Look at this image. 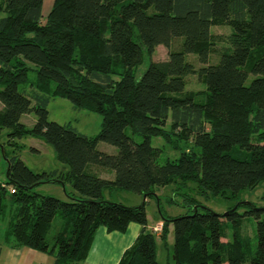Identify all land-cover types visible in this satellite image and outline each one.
I'll use <instances>...</instances> for the list:
<instances>
[{
	"label": "trees",
	"instance_id": "1",
	"mask_svg": "<svg viewBox=\"0 0 264 264\" xmlns=\"http://www.w3.org/2000/svg\"><path fill=\"white\" fill-rule=\"evenodd\" d=\"M43 2L0 0V133L7 131L12 150L8 156L1 145L8 167L0 220L15 207L6 232L12 246L47 253L54 264H78L98 228L124 233L134 223L140 232L119 264H157L156 237L165 244L172 224L173 264H264V207L242 204L220 215L187 198L189 213L170 218L157 195L165 186L183 190L194 183L202 197L231 199L264 184V0H53L46 16ZM213 26L232 30L229 48L216 49L223 38L210 33ZM159 46L167 60L150 61L136 78V68ZM213 53L219 60L210 64ZM187 54L202 66L187 63ZM27 63L36 67L31 84ZM188 76L205 90L184 91ZM55 98L101 116L98 134L48 121ZM28 113L36 117L31 128L20 121ZM26 137L51 146L63 168L26 167L19 157ZM153 137L182 144L179 157L160 163ZM100 142L117 151H99ZM235 148L247 157L234 158ZM42 184L61 185L67 201L36 193ZM105 190L156 197L161 231L147 227L144 205L110 203ZM248 217L255 221L253 239L241 228Z\"/></svg>",
	"mask_w": 264,
	"mask_h": 264
},
{
	"label": "rangeland",
	"instance_id": "2",
	"mask_svg": "<svg viewBox=\"0 0 264 264\" xmlns=\"http://www.w3.org/2000/svg\"><path fill=\"white\" fill-rule=\"evenodd\" d=\"M53 0H44L43 3V15H47L48 6L52 5ZM232 30L228 26H213L210 28V33L214 36L222 37V41L216 43V49L221 50L223 48H229V45L226 42L227 36L231 34ZM182 39L174 40L171 44V49L176 50L179 47ZM167 49L163 46H159L155 49L151 58L145 57L142 64L138 66L135 70L136 78H139L147 69L149 62H158L167 60ZM184 60L187 63L192 64L196 69L202 66L198 61V57L194 54H187L184 56ZM219 60V57L213 53L209 57V63L215 64ZM30 70L28 72V84H31L35 80V69L36 67L27 63ZM253 79V76L250 75L246 81V84ZM20 91H23V87H19ZM205 90V86L199 81L196 76H188L186 78V85L184 91H194L199 92ZM48 111V121L55 122L60 125L71 124L76 128L80 133H83L88 136H96L100 130L101 126V116L90 113L83 110H78L73 107V105L66 99L55 98L50 101L47 107ZM26 127L31 128L35 121L36 117L33 113H28L23 115L20 120ZM170 125V118L166 123L165 129L168 130ZM126 133L130 134V131L127 129ZM174 138V137H173ZM7 140V131L2 130L0 133V147L4 145V150L7 152L8 156H11L12 150L5 145ZM136 142H141L142 138L140 136H134ZM20 144L23 145L19 157L21 161L34 173H40L43 171H53L61 170L63 165H61L55 158L54 150L51 146L46 144L40 138L26 137L20 140ZM150 145L154 148H159L161 154L159 157V162L164 163L167 160H176L179 157L183 145H178V148L172 147L170 143H166L160 137H153L150 139ZM97 149L104 153H113L112 149L117 151V149L106 143H98ZM231 155L234 158L245 159L247 154L244 151H241L235 148ZM7 160L4 158L1 148H0V181H4L7 171ZM107 178L114 177L112 172L106 174ZM71 188L66 186V190L69 191ZM35 192L47 197L57 198L62 202L67 201V197L64 194L63 187L58 184H42L35 189ZM264 192V184L258 186L252 191H242L237 197L231 199H222V198H213V197H202L196 191V185L194 183H189L185 189L178 190L173 185L165 186L157 193L160 200L161 211L164 216L170 218H176L183 216L186 213H189L190 208L188 207L187 198L194 199L197 205L203 211H212L216 214L225 215L230 208L242 207V204L252 205L255 207H264V200L261 199V196ZM103 197L105 201L115 204H121L125 207H136L144 205L145 213L147 216V225L152 226L157 223L160 219L158 211V202L156 197H148L146 200L142 197H139L137 194L123 191V190H105L103 192ZM137 201V202H136ZM188 205V206H187ZM15 207H8L6 218L13 216ZM244 209H240L239 212L242 213ZM60 223V215L56 214L52 222V231L55 230V227ZM168 235L166 243L164 244L161 240L156 237V251H157V263L158 264H173V249H174V230L173 225H169ZM242 232L244 235H247L251 239L255 235V221L253 218L248 217L242 220L241 224ZM151 229V227H149ZM227 238L230 239L231 231L230 229L226 230ZM223 242L225 240H222Z\"/></svg>",
	"mask_w": 264,
	"mask_h": 264
},
{
	"label": "crops",
	"instance_id": "3",
	"mask_svg": "<svg viewBox=\"0 0 264 264\" xmlns=\"http://www.w3.org/2000/svg\"><path fill=\"white\" fill-rule=\"evenodd\" d=\"M51 6L52 5L48 6L47 8L48 12ZM112 152L114 153L113 149ZM4 181H0V182H4ZM9 221L10 219L9 218L7 219L6 217L0 220V264H54L55 263L54 257L47 253L31 250L26 247H13L12 243L10 242L9 238L6 235ZM157 225H162V221L158 220L155 225L152 226L147 225V227L153 228ZM139 232H140V226L134 223L129 224L128 228L124 233L108 232L103 227L98 228V230L94 235V239L89 249L87 258L85 259V261L78 264H119V261L123 253L134 243ZM156 262H157V251H156Z\"/></svg>",
	"mask_w": 264,
	"mask_h": 264
},
{
	"label": "built area",
	"instance_id": "4",
	"mask_svg": "<svg viewBox=\"0 0 264 264\" xmlns=\"http://www.w3.org/2000/svg\"><path fill=\"white\" fill-rule=\"evenodd\" d=\"M152 231L155 233H159L161 231V225H157V226L153 227Z\"/></svg>",
	"mask_w": 264,
	"mask_h": 264
},
{
	"label": "water",
	"instance_id": "5",
	"mask_svg": "<svg viewBox=\"0 0 264 264\" xmlns=\"http://www.w3.org/2000/svg\"><path fill=\"white\" fill-rule=\"evenodd\" d=\"M1 148V152H2V154H3V156H4V151H3V148L2 147H0ZM5 158V157H4ZM6 159V158H5ZM7 160V159H6ZM7 164H8V160H7ZM6 176H7V171H6ZM143 199L145 200L146 199V195H144L143 196ZM141 206H143V204L141 205Z\"/></svg>",
	"mask_w": 264,
	"mask_h": 264
}]
</instances>
